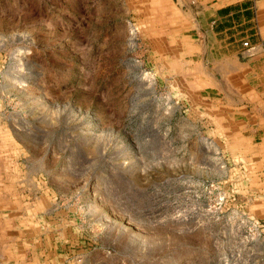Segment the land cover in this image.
Returning a JSON list of instances; mask_svg holds the SVG:
<instances>
[{
    "label": "rangeland",
    "instance_id": "rangeland-1",
    "mask_svg": "<svg viewBox=\"0 0 264 264\" xmlns=\"http://www.w3.org/2000/svg\"><path fill=\"white\" fill-rule=\"evenodd\" d=\"M194 5L0 0V264H264L262 46Z\"/></svg>",
    "mask_w": 264,
    "mask_h": 264
},
{
    "label": "crops",
    "instance_id": "crops-1",
    "mask_svg": "<svg viewBox=\"0 0 264 264\" xmlns=\"http://www.w3.org/2000/svg\"><path fill=\"white\" fill-rule=\"evenodd\" d=\"M190 2L195 4V12L206 19L207 34L233 56L238 57L241 39L261 43L258 55L243 62L246 74H251L255 85L263 84L261 90L249 87L247 96L257 103L247 106L244 116L246 128L252 127L255 135L261 133L258 143L264 147V125L259 124L264 116V0H184L186 4ZM250 112L255 113L254 121L248 120L252 116Z\"/></svg>",
    "mask_w": 264,
    "mask_h": 264
},
{
    "label": "built area",
    "instance_id": "built-area-1",
    "mask_svg": "<svg viewBox=\"0 0 264 264\" xmlns=\"http://www.w3.org/2000/svg\"><path fill=\"white\" fill-rule=\"evenodd\" d=\"M242 45L245 47L247 54H252L254 51V46L249 43V41L242 42Z\"/></svg>",
    "mask_w": 264,
    "mask_h": 264
}]
</instances>
